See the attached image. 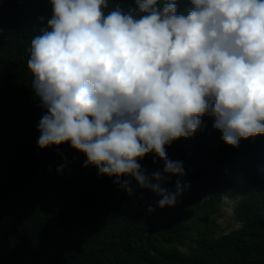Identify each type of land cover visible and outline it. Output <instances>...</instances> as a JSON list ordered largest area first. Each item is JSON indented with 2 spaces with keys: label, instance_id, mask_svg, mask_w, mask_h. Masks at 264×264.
I'll use <instances>...</instances> for the list:
<instances>
[{
  "label": "clouds",
  "instance_id": "1",
  "mask_svg": "<svg viewBox=\"0 0 264 264\" xmlns=\"http://www.w3.org/2000/svg\"><path fill=\"white\" fill-rule=\"evenodd\" d=\"M32 1L47 7L27 60L43 109L38 148L68 142L84 153L82 166L115 176L124 191L154 193L147 210L160 211L156 227L174 218L209 247L211 230L237 241L264 235V0ZM198 135L230 150L255 142L250 164L215 171L236 186L197 197L219 200L210 214L177 201L217 178L208 170L183 178L201 152L167 157Z\"/></svg>",
  "mask_w": 264,
  "mask_h": 264
},
{
  "label": "trees",
  "instance_id": "2",
  "mask_svg": "<svg viewBox=\"0 0 264 264\" xmlns=\"http://www.w3.org/2000/svg\"><path fill=\"white\" fill-rule=\"evenodd\" d=\"M46 12L32 0H0V264H264V240L255 244L264 235L237 241L211 230L216 243L209 247L203 235L174 218L156 227L160 211L147 210L158 199L154 193L137 186V193L124 191L115 176L82 166L84 153L68 142L38 148L43 109L31 88L27 60ZM254 144L230 150L215 135L186 137L177 154L167 157L201 152L198 170L187 165L183 178L197 181L206 170L217 178L200 180L194 196L177 200L180 206L214 212L218 199L199 203L197 197L211 189L223 193L226 182L236 186L237 177L215 171L250 164ZM138 163L149 172L159 170Z\"/></svg>",
  "mask_w": 264,
  "mask_h": 264
}]
</instances>
